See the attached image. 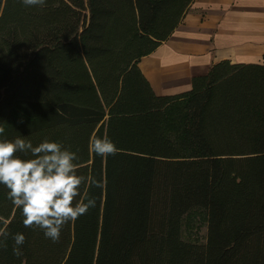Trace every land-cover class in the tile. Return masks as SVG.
<instances>
[{"label":"trees","instance_id":"16d2710c","mask_svg":"<svg viewBox=\"0 0 264 264\" xmlns=\"http://www.w3.org/2000/svg\"><path fill=\"white\" fill-rule=\"evenodd\" d=\"M191 2L0 0V139L60 142L100 185H81L95 207L55 243L0 185V264H264V66L218 63L175 96L137 67ZM104 137L115 155L90 151ZM191 209L205 214L203 244L181 238Z\"/></svg>","mask_w":264,"mask_h":264},{"label":"crops","instance_id":"0c3cea01","mask_svg":"<svg viewBox=\"0 0 264 264\" xmlns=\"http://www.w3.org/2000/svg\"><path fill=\"white\" fill-rule=\"evenodd\" d=\"M225 61L264 66V0H192L167 40L137 67L156 96H175Z\"/></svg>","mask_w":264,"mask_h":264},{"label":"clouds","instance_id":"9594fccd","mask_svg":"<svg viewBox=\"0 0 264 264\" xmlns=\"http://www.w3.org/2000/svg\"><path fill=\"white\" fill-rule=\"evenodd\" d=\"M26 7H42L46 0H21ZM5 129L0 126V136ZM90 151L101 157L115 155V143L107 137L93 138ZM77 153L60 142L44 139L34 144L26 136L0 139V185L7 189V198L22 213L25 227L36 226L53 243L60 239L62 226L75 221L90 208L95 199L81 195V185L99 187L91 177L78 175ZM74 199L79 202L73 203ZM8 233L0 230V246ZM13 253L21 255L25 242L22 233L12 234Z\"/></svg>","mask_w":264,"mask_h":264},{"label":"rangeland","instance_id":"374dc122","mask_svg":"<svg viewBox=\"0 0 264 264\" xmlns=\"http://www.w3.org/2000/svg\"><path fill=\"white\" fill-rule=\"evenodd\" d=\"M171 124H173V127H171ZM174 126H175V122L170 123L171 128L167 127L166 122L164 123L166 134L176 143L178 147L180 132L179 129ZM205 232H206V217L202 210L191 209L182 217L181 238L184 242L203 244L205 241Z\"/></svg>","mask_w":264,"mask_h":264}]
</instances>
